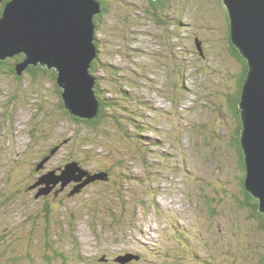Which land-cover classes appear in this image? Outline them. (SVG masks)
<instances>
[{
    "label": "rangeland",
    "instance_id": "1",
    "mask_svg": "<svg viewBox=\"0 0 264 264\" xmlns=\"http://www.w3.org/2000/svg\"><path fill=\"white\" fill-rule=\"evenodd\" d=\"M178 1L168 27L142 12H152L147 0L112 1L95 33L102 40L99 59L117 69L119 86L147 101V107L136 104L144 116L139 120L143 133L130 124L132 105L125 100H119L123 109L108 111L122 114L127 134L150 139L145 150L109 120L96 136L61 114L52 85L40 83L34 91L29 81L0 84V187L8 186L7 168L21 160L10 176L16 178L15 189L22 190L27 181L31 189L19 192L3 210L9 213L0 217V227L15 224L26 234L30 228L22 227L23 214L40 210L39 192L51 187L56 192L49 196L52 208H59L69 226L65 232L75 239L64 238L65 251L54 264L63 258L67 264H257L264 256L257 221L239 207L241 168L231 144L234 121L226 107L227 98L236 93L242 66L226 50L224 14L215 2ZM95 71L91 74L98 75L102 95L121 98L112 92L118 83L110 74ZM178 72L184 76L179 92L172 89ZM119 159L123 165L117 164ZM74 161L90 174L113 169L76 193L72 191L80 182L73 179L63 187L62 181L49 182ZM37 164L46 169L35 170ZM51 171L50 184L41 181ZM211 208L216 209L213 215ZM36 241V236L26 241L31 254ZM0 249L6 252V247ZM127 255L132 258L121 263ZM33 258L36 264L38 255Z\"/></svg>",
    "mask_w": 264,
    "mask_h": 264
},
{
    "label": "water",
    "instance_id": "2",
    "mask_svg": "<svg viewBox=\"0 0 264 264\" xmlns=\"http://www.w3.org/2000/svg\"><path fill=\"white\" fill-rule=\"evenodd\" d=\"M221 1L229 19L230 41L248 66L238 102L243 185L257 200L258 212L264 214V0ZM101 12L97 0H10L0 17V61L23 54L24 60L15 67L17 74L27 66L53 69L64 109L75 118L93 120L100 105L94 92L96 78L90 68L97 56L94 17ZM199 43L196 48L201 52ZM53 173L41 181L55 184L59 180L62 187L72 179L80 182L72 193L103 180L105 175L90 174L77 162L66 164L61 175L49 183ZM49 192L48 186L39 194Z\"/></svg>",
    "mask_w": 264,
    "mask_h": 264
},
{
    "label": "trees",
    "instance_id": "3",
    "mask_svg": "<svg viewBox=\"0 0 264 264\" xmlns=\"http://www.w3.org/2000/svg\"><path fill=\"white\" fill-rule=\"evenodd\" d=\"M9 1L10 0H3V3L0 5V17H1L4 5L7 4ZM97 1L101 3L102 12L94 17L95 33L98 27H100V23L103 20L102 19L103 16L107 15L110 12L109 7L112 1L118 2L120 0H97ZM171 1L172 0H149L148 5H149V9L152 10V12L149 10H143L142 12L151 13L150 15L151 21H153L154 23L162 27L164 26L168 27L167 26L168 19H170V16H173L171 14L174 13L175 8L177 9L179 6L178 0H176L177 1L176 3H174L175 0L173 2ZM213 1L221 9V11L224 14L223 23L227 30L226 41H225L226 50H229L230 54L232 53L231 55L235 57L236 59H238V62L241 63L240 65L242 66L236 93L235 95L229 96L227 98V104H226L228 114L230 115V117H232L234 121L233 122L234 123V133H233L234 135L233 134L231 135V138L233 140L231 144L236 147L238 157H239L240 168H241V171H240L241 176L239 177V183L241 184L240 193L242 195L243 200L239 207L248 209L251 217L257 221L256 222L257 228L259 227L258 229L264 235V214H261L258 212L257 200L252 198L244 189L243 182H244V177H245V167H244V162H243V157H242L243 154H242V151L239 145V138H240V131H241L242 124H241V120L239 116L238 102H239V97L241 94L243 83L247 76L246 70H248V66H247L246 61L241 57L240 53L237 51V49L232 45L230 41L229 19H228L226 10L222 4V1L221 0H213ZM167 11H169V14L166 13ZM174 19H176L178 23L181 22L176 17H174L172 20ZM178 23H176L177 27H178ZM94 42L97 48V56L91 64L90 72L94 73L96 72L95 70L101 69L105 71L106 73L110 74V79L114 84L118 83L117 82L118 79H121V78H119L118 76L117 69L113 65H110L106 62L102 63L101 60L99 59L100 55L98 53L99 51L98 45L102 43V40H97V38L95 37ZM24 58L25 57L23 54H17L11 58H7L5 60L0 61V84H2V82L4 81L6 82L7 80L16 82L18 85H20L24 81H27V82L29 81L28 84L32 88H34V91H36L35 87L40 83L45 84V85L47 84L52 85L55 88V92L57 94V100H56L57 108L59 109L61 114L63 113L64 115H69L68 112L63 107V103L61 99V90L56 85V72L53 69H48L46 67H41L40 65H37V66H27L21 72V74H17L15 67L17 64L22 62ZM93 76H95L96 78L94 92H95V96L100 105V112L98 116L93 120H81L71 115H70V118L73 121H75V123H78L80 125H83V127L90 129L88 131H90L94 135L96 134V136H100L99 130H100V126H102V123H104V121L106 120H109L111 124L110 126H112L113 128H118V130H121L122 133H124V135H122L123 137L128 136V137L133 138L134 141L136 140L140 141V146L142 144L140 148L145 150L144 145L148 144L150 142V139L145 142V141H141L142 139L141 135H136L135 133L127 134L126 130L123 129L124 122H121L122 114H116L114 112H108V111H110L109 109H111V111H114L113 107L123 109L122 108L123 103L119 102V100L120 101L125 100L126 102H128L129 105H132V106H129V108L132 109L130 111V115L128 118V120L130 119L129 120L131 122L130 124L135 125V127H137V129H140V131L142 130L141 132L143 133L146 130H143L144 127L142 126L143 125L142 121H139V120L144 119L143 118L144 116L142 115L140 110L136 109L137 108L136 104L139 105V107L141 106L147 107L148 105L147 101L138 93L135 94L128 90H124V88L119 86L120 82L118 83V86L113 85L112 92L116 93V95L120 96L121 98L119 99L106 98L104 96L105 94L102 95L103 90L101 91L99 87L98 82L100 81V79L98 78V75L93 74ZM183 78L184 76L182 72H180V76L178 72V75L176 77H172L173 79L172 89L179 92L181 88V85L179 83L182 82ZM185 90L186 89H183V91ZM13 97L14 96L12 94L9 96L10 101H8V103L9 102L11 103V98ZM154 142H157V141H154ZM124 159L117 160V164L123 165ZM20 164H22L21 160L18 161V163L14 164L13 167L7 168L8 172L6 176L9 178L8 186L4 184L2 188L0 187V217L3 215L6 216L9 213L8 210L7 212L6 211L4 212L3 210L6 207L8 208L11 202L15 201L18 198L17 195L19 192L28 194V191H30V188L28 186V181L26 184H22V190L15 189V187H17V183H16L17 181H15L16 178L14 176H10L11 170L17 172L18 171L17 167H20L21 166ZM78 166L84 169L80 164H78ZM111 169H113V167L109 169L110 171H104V172H99V173L110 175V172L112 171ZM215 191L218 192L219 190L216 189ZM50 194L54 196L56 195V192L53 191L45 195H42L41 198L43 200H41L40 210L39 209L37 211L35 210V212L32 214L30 212L23 214V216H26V222L24 226L22 225V227L30 228L29 231L26 230L27 231L26 234L24 231L20 233V229H18L19 227L15 224L13 225L8 224L7 227L5 228L0 227V246H3L4 249L6 247L5 249L6 252L0 249V264H35L33 263V261L35 260L33 257L34 256L36 257L37 255H38V262L36 264H49V263L54 264L58 256H63L62 251H65L64 238L68 236L70 237V240L72 241L75 240L71 235L67 234L68 232L67 233L65 232V226H68V224L64 223V220H61V213L58 211L59 208L56 207L57 213H56V209L52 208L51 200L49 199V196H51ZM35 195H36V192H34V196H33L36 199ZM219 195L221 196V194ZM215 213H216V209L211 208L210 214L213 215ZM1 219L4 220L3 217ZM28 223L30 224V226H28ZM33 228H38V230L36 231ZM54 228L58 231L54 230ZM61 231L65 232L66 235L60 234ZM28 235H29V238L36 236L38 239L36 243H34L33 245L31 244L32 245L31 248L32 249L34 248L35 250L33 254H31L27 248L28 242L26 241H28L29 239ZM75 247H76V243H75ZM75 247H72V248L75 250ZM58 248L62 250H58ZM17 253H19V255H17ZM79 259L82 261L80 257ZM63 260L64 261L61 264H67L68 260L66 258H63ZM257 264H264V256H262V258L257 261Z\"/></svg>",
    "mask_w": 264,
    "mask_h": 264
},
{
    "label": "bare ground",
    "instance_id": "4",
    "mask_svg": "<svg viewBox=\"0 0 264 264\" xmlns=\"http://www.w3.org/2000/svg\"><path fill=\"white\" fill-rule=\"evenodd\" d=\"M149 1V0H148ZM149 14V13H148ZM158 21V20H157ZM165 23V22H164ZM230 44V43H229ZM232 54V53H231ZM242 59V58H241ZM241 62V61H240ZM243 63V62H242ZM241 64V63H240ZM10 68V67H9ZM247 71V70H246ZM42 74V73H41ZM45 79V78H44ZM37 80V79H36ZM238 81V80H237ZM33 82V81H32ZM238 88V87H237ZM17 97V96H16ZM136 99V98H135ZM10 101V100H9ZM231 103V102H230ZM57 105V104H56ZM62 105V104H61ZM231 107V106H230ZM234 116V115H233ZM78 122V121H77ZM234 152V151H233ZM241 153V152H240ZM243 157V156H242ZM240 164V163H239ZM40 165V164H39ZM45 166V165H44ZM43 166V167H44ZM40 167H41V165H40ZM43 167H41V168H43ZM107 175H103V177H106ZM72 182V181H71ZM73 184V183H72ZM35 188V187H34ZM31 190V189H30ZM164 206V205H163ZM259 228V227H258ZM128 257H130L129 255H127ZM106 262H108V261H106ZM104 263V262H103ZM117 264V263H116ZM127 264V263H126Z\"/></svg>",
    "mask_w": 264,
    "mask_h": 264
},
{
    "label": "flooded vegetation",
    "instance_id": "5",
    "mask_svg": "<svg viewBox=\"0 0 264 264\" xmlns=\"http://www.w3.org/2000/svg\"><path fill=\"white\" fill-rule=\"evenodd\" d=\"M3 3V0H0V5ZM56 148V147H55ZM55 151L57 152L58 150L57 149H55ZM39 164H37V166H38ZM36 166V167H37ZM37 169H39V167H37L35 170H37ZM43 169H46V167L45 168H43Z\"/></svg>",
    "mask_w": 264,
    "mask_h": 264
}]
</instances>
